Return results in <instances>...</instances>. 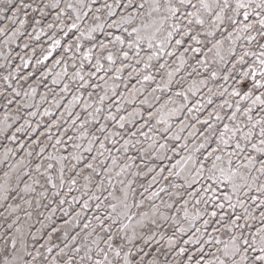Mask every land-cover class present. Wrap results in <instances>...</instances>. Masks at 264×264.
<instances>
[{
    "label": "snow or ice",
    "instance_id": "snow-or-ice-1",
    "mask_svg": "<svg viewBox=\"0 0 264 264\" xmlns=\"http://www.w3.org/2000/svg\"><path fill=\"white\" fill-rule=\"evenodd\" d=\"M0 264H264V0H0Z\"/></svg>",
    "mask_w": 264,
    "mask_h": 264
}]
</instances>
